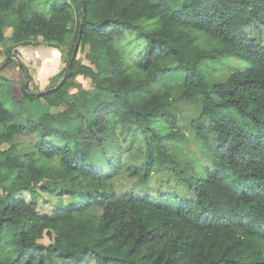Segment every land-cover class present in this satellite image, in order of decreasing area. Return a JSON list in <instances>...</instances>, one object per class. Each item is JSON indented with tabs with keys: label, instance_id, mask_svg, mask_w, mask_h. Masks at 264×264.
I'll use <instances>...</instances> for the list:
<instances>
[{
	"label": "trees",
	"instance_id": "1",
	"mask_svg": "<svg viewBox=\"0 0 264 264\" xmlns=\"http://www.w3.org/2000/svg\"><path fill=\"white\" fill-rule=\"evenodd\" d=\"M33 1L0 0L6 59L73 45L46 93L0 74V264H264V0H69L48 14ZM77 40L88 63L67 70ZM224 56L243 64L215 82ZM78 76L92 90L70 94ZM176 97L201 102L190 126L206 149L187 165L171 150ZM121 136L142 143L139 182L161 168L184 192L118 193ZM40 190L70 201L41 214Z\"/></svg>",
	"mask_w": 264,
	"mask_h": 264
},
{
	"label": "rangeland",
	"instance_id": "2",
	"mask_svg": "<svg viewBox=\"0 0 264 264\" xmlns=\"http://www.w3.org/2000/svg\"><path fill=\"white\" fill-rule=\"evenodd\" d=\"M69 0H35L32 2V7L35 11L48 14L52 5L65 2ZM4 33L7 35L10 34L9 28H4ZM73 45V38L71 36L67 37L65 41L57 45L56 48L59 51L63 52L64 55V63L59 67V74L54 77H50L46 75L47 72L41 71L39 72L37 77L36 84L34 81L29 79L27 80L25 73L21 70V67L18 66V60L26 66L24 61H22L23 57L20 58V54L17 49L12 50V54L10 58L6 59V46L0 44V74L4 75L7 79L12 80L13 84H18V82H23L25 88H28L31 92H39L44 91L45 88L49 87L55 82H59L64 75V68L66 67V60L68 58V52ZM84 54L78 53L77 56L84 63H88L87 60L83 56ZM11 63H8V62ZM14 61V62H13ZM243 64L242 61L238 59H234L231 56H224L219 60L215 61L209 69V74L213 81L219 82L226 78L228 74L232 71L239 68V66ZM61 76V77H60ZM59 78V79H58ZM50 80V81H49ZM49 82V83H48ZM77 82L79 84L78 88L72 89L70 94H74L77 91H90L93 86L91 84L90 79L84 78L82 76L77 77ZM71 96V95H70ZM45 111L50 110L48 107L43 106ZM173 109L177 115V127L176 129L180 132L177 135L179 139V146L176 149L171 145V150L177 154L180 158V162L182 165H187L191 161H195L196 159H203V151L206 149L205 144L202 141H198L195 137V133L190 126V121L199 116L201 112V102L200 100H181L176 97L173 102ZM117 134L122 135L123 130L118 127ZM182 134L183 136H181ZM195 136V137H194ZM26 141L29 139L28 137H24ZM141 141L138 138L135 139H124L121 136L118 140V147H116L115 153L112 158H116L119 160L120 169L114 175L111 183L115 190L118 193H122L128 190H141L148 191L151 193L157 191H177L178 193L184 192V187L182 184L177 183L174 177L167 172L166 170H162L161 168L155 169L150 176L148 177L145 183L139 182V175L135 173H131V169L128 167V164H138L141 162L142 157L139 149L141 148ZM7 147V144H1L0 150ZM109 153V152H107ZM108 154H103L102 150H94L92 152L91 162L94 166H102L106 167V156ZM38 211L41 214H49L51 209L62 203H68L70 201L69 196H62L59 198L55 193L49 191H38ZM23 196L26 201H30L31 195L27 192H23ZM51 241V237L46 235L44 232L42 237L38 239L39 243L48 244Z\"/></svg>",
	"mask_w": 264,
	"mask_h": 264
},
{
	"label": "crops",
	"instance_id": "3",
	"mask_svg": "<svg viewBox=\"0 0 264 264\" xmlns=\"http://www.w3.org/2000/svg\"><path fill=\"white\" fill-rule=\"evenodd\" d=\"M11 31V26H6ZM5 36H8L4 33ZM55 43H37L34 45L19 46L17 48L20 58L26 64L27 73L34 83L37 82L36 75L41 71L47 72L48 79L59 74V67L64 63V55L62 51L56 48ZM65 64V63H64ZM61 77V76H60ZM59 79V78H58ZM50 81V80H49ZM49 83V82H48ZM57 83V82H55ZM53 83L52 85H54Z\"/></svg>",
	"mask_w": 264,
	"mask_h": 264
},
{
	"label": "water",
	"instance_id": "4",
	"mask_svg": "<svg viewBox=\"0 0 264 264\" xmlns=\"http://www.w3.org/2000/svg\"><path fill=\"white\" fill-rule=\"evenodd\" d=\"M83 8H84V6H83ZM80 35H81V25H80V28H79V36ZM78 45H79V40H77V42H76V44H75V46L73 48L72 55L70 57V60H69L68 66H67V70L71 67L73 60L76 58V55H77V52H78ZM42 93H46V91H41L38 94H42Z\"/></svg>",
	"mask_w": 264,
	"mask_h": 264
}]
</instances>
